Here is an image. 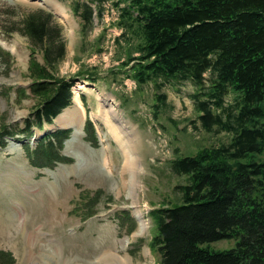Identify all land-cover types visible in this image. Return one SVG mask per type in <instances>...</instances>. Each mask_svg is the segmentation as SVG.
<instances>
[{
	"label": "trees",
	"instance_id": "1",
	"mask_svg": "<svg viewBox=\"0 0 264 264\" xmlns=\"http://www.w3.org/2000/svg\"><path fill=\"white\" fill-rule=\"evenodd\" d=\"M102 1L90 0L97 4L98 16ZM114 4L121 6L116 25L125 37L121 47L127 54L120 68L129 66L140 89L154 85V116L170 106L164 80H189L197 88L193 97L202 127L232 134L228 143L202 146L172 160L171 169L186 181L175 185L181 193L178 202L151 211L157 223L152 244L161 255L158 264H264V0ZM71 6L86 35L94 7L84 0ZM22 24L33 50L43 57V63L33 58L29 66L37 103L20 130L27 137L33 126L51 122L71 103L76 78L95 77L82 69L69 77L56 75L53 66L64 59L66 43L51 12H28ZM228 94L234 95L230 104L225 103ZM70 132L58 130L42 138L31 155L33 164L68 160L59 148ZM25 147L30 154L29 144ZM226 238L235 239V245H209ZM0 254L5 264H13L11 254Z\"/></svg>",
	"mask_w": 264,
	"mask_h": 264
},
{
	"label": "rangeland",
	"instance_id": "2",
	"mask_svg": "<svg viewBox=\"0 0 264 264\" xmlns=\"http://www.w3.org/2000/svg\"><path fill=\"white\" fill-rule=\"evenodd\" d=\"M55 1L64 8L65 17L46 8L42 0H0V41L7 44L5 49L12 54L9 64L0 57V131L3 124L10 125L9 129L14 127L12 137H7L0 147V248L13 254L14 264H122L129 249L127 245L134 241V247L141 244L134 264H155L159 257L148 247L153 230L149 211L153 205L178 199L180 192L174 187L184 182V177L172 171L170 160L187 151L196 152L202 146L228 143L231 134L202 127L193 97L196 86L189 80L178 84L164 80L163 90L168 94L170 106L167 104L159 117L154 116L151 105L155 87L146 84L137 89L134 81L119 68L125 37L120 36L121 29L115 25L118 11L113 6L114 0H104L103 16L95 20L88 35L81 32L80 19L71 10L73 0ZM33 9L51 12L63 28L67 56L53 66L54 72L57 70V74L69 77L79 67L86 71L95 66L96 76L100 78L96 85L84 81L75 85L74 103L68 111H76L77 122L55 123L41 132L35 130L34 137L38 138L46 130L73 129L72 139L65 142L62 150L73 158L72 163L59 162L52 168L33 166L24 153V140H15L20 137L21 121L35 104L28 92L18 91L30 82L27 68L31 46L21 31L20 21ZM36 53L41 59V53ZM77 56L79 60L75 59ZM82 92L84 99L80 97ZM107 95L118 104L122 113L119 112L130 124L137 161L127 169L117 141L105 131L102 120L95 117L101 108V99ZM233 96L228 94L225 103L233 102ZM87 117L95 121L99 148H92L83 140ZM61 122L65 120L61 118ZM99 188L105 195L113 194L114 200L108 202L104 195L96 207L97 213L84 221L85 210L76 207L80 193ZM125 209L131 214L139 210L148 223L147 230L137 233V218L133 232L122 229L117 236L116 224L120 223L117 213ZM235 242L227 238L209 245L223 249L234 246ZM117 249L122 260L114 254Z\"/></svg>",
	"mask_w": 264,
	"mask_h": 264
},
{
	"label": "bare ground",
	"instance_id": "3",
	"mask_svg": "<svg viewBox=\"0 0 264 264\" xmlns=\"http://www.w3.org/2000/svg\"><path fill=\"white\" fill-rule=\"evenodd\" d=\"M42 1L45 4L44 6L50 9H54L62 17H65L64 16L65 10L63 7H61V5H59L57 1L55 0H42ZM101 100H102L101 108L98 113L95 112L96 114L95 117L102 120V122L106 126V132L113 136V138L117 141L119 147L123 151L125 156L124 166L126 167V169L127 166L130 165L131 163L134 166L135 161H137V150L130 135L131 134L130 127L126 123L124 116L119 112L117 104L115 102L107 98V96H104ZM75 112H70L68 111L67 108V110H64V112L60 116H58L56 123L65 124V125L75 123L78 117L77 114H75ZM61 118L64 119L65 122H61ZM134 206L136 207V205ZM133 214L134 215L136 214L138 216L137 218H138L139 228L137 233L141 234L144 230H147L148 224L144 220L143 214L139 210H136V212ZM31 230L33 233L34 230L32 228ZM30 238H32V236Z\"/></svg>",
	"mask_w": 264,
	"mask_h": 264
},
{
	"label": "crops",
	"instance_id": "4",
	"mask_svg": "<svg viewBox=\"0 0 264 264\" xmlns=\"http://www.w3.org/2000/svg\"><path fill=\"white\" fill-rule=\"evenodd\" d=\"M59 116H60V115H59ZM56 120H57V119H56ZM114 254H115V255H118V254H116V250H115V253H114ZM118 256H119V255H118ZM119 258H120V260H122L120 256H119ZM131 260H132L131 257H130V258H129V257H125V261L128 262V263H131Z\"/></svg>",
	"mask_w": 264,
	"mask_h": 264
}]
</instances>
